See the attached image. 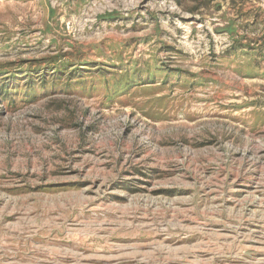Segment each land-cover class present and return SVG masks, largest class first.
<instances>
[{
    "label": "rangeland",
    "instance_id": "374dc122",
    "mask_svg": "<svg viewBox=\"0 0 264 264\" xmlns=\"http://www.w3.org/2000/svg\"><path fill=\"white\" fill-rule=\"evenodd\" d=\"M0 264H264V0H0Z\"/></svg>",
    "mask_w": 264,
    "mask_h": 264
}]
</instances>
